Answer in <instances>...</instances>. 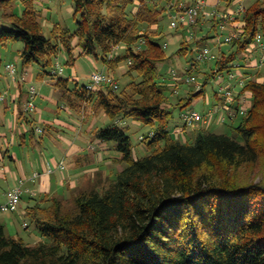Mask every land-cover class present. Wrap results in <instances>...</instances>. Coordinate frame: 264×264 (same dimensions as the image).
I'll use <instances>...</instances> for the list:
<instances>
[{"label": "trees", "instance_id": "obj_1", "mask_svg": "<svg viewBox=\"0 0 264 264\" xmlns=\"http://www.w3.org/2000/svg\"><path fill=\"white\" fill-rule=\"evenodd\" d=\"M16 1L0 0V22L6 24L0 28V46L21 41L24 67L37 63L53 69L62 51L74 64L79 47L81 55L101 59L112 73L126 63L132 80L119 90L109 85L92 90L71 78L55 79L60 99L70 108L94 106L111 119L96 130V137L114 144L124 167L108 188L76 194L73 208L64 199L46 195L27 206L31 223L25 228L31 225L42 237L34 244L0 226V264H264V80L244 70L243 86L232 79L238 87L234 116L225 123L234 135L181 120V134L187 136L189 127L197 130L195 138L182 141L171 128L173 108L182 110L192 103L204 93L205 83L200 93L191 89L172 102L168 90L181 85L167 83L159 73L158 64L168 57L162 21L172 3L190 6L198 0H73L77 30L58 23L50 35L44 32L35 1L22 0L21 15L15 11ZM231 2L211 5L205 0L196 23L176 29L184 38L179 51L186 53L191 42L198 51L209 38L196 39V26L206 20L219 27L220 18L206 12H224L223 5ZM245 8L244 26L228 42L231 48L221 50L219 44L213 60L226 79L245 68L241 53L264 33V0H252ZM2 67L0 53V75ZM58 71H44L39 77L54 79ZM26 73L23 70L20 80L13 77L14 82H27ZM28 93L30 98V89ZM1 97L0 102L6 100ZM220 100L215 107L223 105L222 95ZM127 118L151 127L142 137L149 154L135 156L127 127L120 125Z\"/></svg>", "mask_w": 264, "mask_h": 264}, {"label": "rangeland", "instance_id": "obj_2", "mask_svg": "<svg viewBox=\"0 0 264 264\" xmlns=\"http://www.w3.org/2000/svg\"><path fill=\"white\" fill-rule=\"evenodd\" d=\"M36 4V8L39 10L41 14V20L44 26V32L46 35H50V31L56 24H61L64 27H68L72 31L77 30L78 28V22L77 17L74 15V3L73 0H34ZM186 2H192V0H185ZM230 4H228L229 6ZM24 5L22 0H17L15 3V11L19 13L20 15L23 13ZM2 15V11L0 9V16ZM173 20L172 16L170 14H167L164 18L163 22V30H164V42H168V47H166V53L167 58L165 61L160 62L158 64L159 73L162 79H164L167 83L171 84L176 81L177 77L182 78V80H178V84L181 85L179 87V92L175 93V89L177 87L172 86L168 90V95L170 96L172 102L176 103L180 98H183L185 95L186 89H194V86L191 84H187L185 82L182 83V81L185 79L187 75V70L191 67V62L197 58L198 51H197V45L195 46L193 42H191L189 46V50L186 53H181L179 50L181 48V43L183 42L184 38L181 36L180 40L178 39L179 31H177L175 28H172L171 21ZM3 23V24H2ZM6 25L5 22H0V28ZM218 36H220L222 43L220 44L218 40L216 39ZM208 37L209 39L204 40V45L202 46H208L210 47L213 52L219 51V46L221 45V50H229L231 45L228 42L225 41L226 32L221 33L220 28L217 26H214L213 21H201L198 26L195 28V38L200 39ZM195 41V39L193 40ZM224 42V43H223ZM76 43V41H75ZM220 44V45H219ZM24 47V44L21 41H10L6 45L0 46V53L1 57L3 59V67H2V74L0 75V97L1 95H4L6 98V101H11V98L13 96V93H16L18 91V86H15V82L13 80V76L6 72L5 66L7 64H15L17 67V74L15 76H18V80L21 79V74L23 70H27V82H20L19 87L23 90L29 91L31 86H34L36 89V97L34 99V104L36 105V111L26 113L25 116L29 118L30 116L35 118L32 120L31 125L26 124V126L29 128L26 131V134L28 135V141L29 145L28 147H22L19 144L15 147L17 152H20L22 149L25 151V154L30 152H35V147L31 145L32 138L33 140L35 138H42V136H48L49 133H51V130L46 127V124L40 123V114L42 115L43 120H53L56 117H62L65 119H70L72 117V123L75 124L77 127L76 132L72 131L69 134L73 135H82V142L81 145L86 148V153H91L93 157H96V154L99 150L98 148V142L96 137V130L105 127L108 124H110L112 121L109 117L106 116L105 112L103 110H96L94 106H87L85 109L86 115L88 116H82L80 115V112L72 111V115L68 114L66 109H63L67 103L63 102L60 99L59 92H57L54 88V81L55 79L59 77L64 78H71V79H77L80 86L88 85L90 83V75L95 70L94 65H96L99 69L104 68V63L101 59H96L92 56L87 55H81L80 54V48L77 47L74 51V57L75 62L74 64L69 63L70 56H68V53L66 51H62L59 53V55L54 59L53 69L59 70L60 68L63 69V72L60 74L58 73L56 76H54V79L50 75H45L44 78L39 77V73H42L44 71H52L51 67L43 68L41 65L37 63H33L27 67H24L21 56H20V50ZM252 49V46L249 48H246V50ZM245 52V51H244ZM249 52H245L246 55ZM242 55V57H243ZM246 60L250 59V56H246ZM244 59V60H245ZM235 64H238L235 62ZM215 62L211 61L209 63H199L197 68L193 71V73L197 76L198 80L205 83V90L204 93L194 97V101L190 103L188 106L180 110V108H173V119L171 122V128L176 132V135L178 138L182 139V141H188L195 138L197 134V130L194 128H188L187 129V136L184 134H181L184 130L181 125V113L186 108H194L197 111L200 112H206L208 108L210 107L206 103H214L216 101V92L220 89V87L224 83H219L218 80L220 79L218 76H212V70L214 69ZM25 68V69H24ZM242 68V67H241ZM240 68V69H241ZM74 69L76 70L77 77L73 75ZM19 70V71H18ZM128 66L126 63H123L121 67H119L117 70L113 71L114 76L118 79L119 84L122 88L126 87V85L132 80V76L127 74ZM175 70L177 73V77L173 76L172 71ZM30 74L32 77L30 78ZM224 74H226L224 72ZM30 78V79H29ZM74 79V80H75ZM19 83V82H18ZM177 84V85H178ZM178 85V86H179ZM104 89L106 87H103ZM3 101L0 102V105L3 106ZM62 107V108H61ZM90 111V112H89ZM14 114L13 110H9L6 113L3 114V116L0 114V131H7L9 134V137H11V134L13 132H16L19 136V140L21 139L19 132L24 133L23 129V123L19 122V124H16L14 122ZM94 123L93 128H90L91 124ZM10 123H13L12 125L16 124L14 127L15 130L10 127ZM121 126L127 127L128 134L131 137V140L134 144V154L136 157H142L150 153L146 143L142 141L143 135L148 134V132L151 130L150 126L143 125L140 122L134 121L130 118L122 120ZM178 125L177 128H175ZM212 126L210 128L213 132H219V133H229L231 135H234L235 132L230 127L229 123H219L217 120H214L212 124H208L207 127ZM41 128L46 129V132L43 133H36L34 134L32 132V128ZM201 129V128H198ZM80 141V140H79ZM113 143H108V145H105V149L107 150L104 153V157H106V160H113L115 158H120L121 154L115 149L113 146ZM44 150L46 151H52L53 147L46 144L43 145ZM47 146V147H46ZM96 147L93 151H91V147ZM46 147V148H45ZM100 166H104V164H101ZM121 167H124L121 162H116L109 164V169L101 172L100 174H95V176L91 179H89L88 174L85 175V178L82 181V185L86 189H100L104 190L109 187L110 183L113 180V177L115 178V175L119 170H121ZM2 181V186L5 187L6 183ZM92 181V182H91ZM81 192V189L78 187L72 192H70L68 198H65L64 203L69 208L74 207V198L75 195ZM29 194L26 195V197L23 198V205L27 206L28 202H30V196ZM4 201V199H3ZM2 201V202H3ZM4 213V212H2ZM11 213V212H9ZM12 215V214H11ZM21 225L19 226V233H17L16 229H13L12 235L18 238H23L27 243L34 244L37 241L41 240L42 237L38 234V232L30 225L29 228L25 225L23 226L22 220ZM29 223L30 220H27Z\"/></svg>", "mask_w": 264, "mask_h": 264}, {"label": "crops", "instance_id": "obj_3", "mask_svg": "<svg viewBox=\"0 0 264 264\" xmlns=\"http://www.w3.org/2000/svg\"><path fill=\"white\" fill-rule=\"evenodd\" d=\"M229 6L223 5V10H232L236 11L239 9L240 5H246L252 0H232ZM209 4L213 5L217 3V0H208ZM231 31L238 32L244 26V21L240 16H236L234 21L230 23ZM178 39L180 40L181 35L179 34ZM204 45V44H203ZM198 48V47H197ZM249 52L246 55L245 52ZM241 53L242 58H246V56H250L249 60L244 61L245 68H241L240 72L243 74V70L248 73V76L256 77L260 81L264 80V65L260 66L261 57L264 55V50L261 49H252L246 50ZM214 53L218 54V51ZM263 54V55H262ZM95 68H98L94 65ZM215 69V67H214ZM214 69H211L214 72ZM212 72V73H213ZM73 75L77 77L76 70L74 69ZM32 75L30 74V78ZM29 78V79H30ZM75 79V78H74ZM77 80V79H75ZM218 82L224 83L226 85H222L221 87L232 85L235 89L237 82L230 79H219ZM54 88L57 92H59V96L61 98V94L59 89L53 83ZM15 86H18V91L13 93L11 101H3V106L0 105V114L3 116L9 110H13L14 114V122L19 124V122L23 123V132H19L21 139L19 140V136L16 132L9 134L7 131H0V204L3 203L6 199V192L12 186H14L19 179H25L24 187L27 189L24 197L27 194L30 196V202H28L27 206L34 204L38 201V197L41 195L49 196V197H58L61 199L68 198L70 192L75 190L76 188H80L81 191L87 190L83 187L82 181L85 178V175L88 174V178L91 179L95 176V174H100L101 172L109 169V164L119 162L120 158H115L113 160H106L104 157V153L110 149H105V145H108L107 142L101 141L97 138L98 142V153L96 157H93L92 152L86 153V148L81 145L82 135H73L69 134L72 131L77 130L75 124L72 123V117L70 119H65L62 117H56L53 120H43L40 114V123L46 124V127L51 130L48 136H42V138H35L30 142L33 147H35V152H30L25 154V151L22 149L20 152H17L15 147L19 144L22 147H28V135L26 131L29 129L26 124L31 125L32 120L35 119L33 117L27 118L25 115L26 103L29 99V93L26 90H23L22 87H19V84L15 83ZM220 87V88H221ZM191 89L185 90V95L189 93ZM220 90V89H219ZM218 90V94H216V101L214 103H206L210 107L205 112H209L210 110L216 108L217 104L221 103L220 97L221 93ZM184 96V97H186ZM248 98H250V93H248ZM62 108V107H61ZM63 109H66L68 114L72 115V111L80 112V115L86 117L87 112L77 111L69 107V105H65ZM36 111V109L34 110ZM33 112V111H31ZM90 112V111H89ZM204 113V112H203ZM95 121L91 124L90 128H93ZM13 123H10V127L13 131H17L14 129ZM178 125L175 127L177 128ZM32 132L34 134L37 133V127L32 128ZM46 129H43L45 133ZM39 133V132H38ZM80 140V141H79ZM52 146V151L44 150V144ZM47 147V146H46ZM45 147V148H46ZM96 147H91V151H93ZM63 161L65 164V169L59 167V163ZM104 164V166H100ZM123 167H121V170ZM35 173H38V176L34 178ZM3 180L6 183V186H2ZM92 182V181H91ZM23 197V198H24ZM4 199V201H3ZM3 201V202H2ZM23 205V200L20 204V207L15 212H0V226H4L7 233L12 235L13 229H16L17 233H19V226L21 225V221L24 222L22 225L26 226L28 223L26 217V207ZM12 214V215H11ZM25 228V227H24Z\"/></svg>", "mask_w": 264, "mask_h": 264}, {"label": "built area", "instance_id": "obj_4", "mask_svg": "<svg viewBox=\"0 0 264 264\" xmlns=\"http://www.w3.org/2000/svg\"><path fill=\"white\" fill-rule=\"evenodd\" d=\"M205 0H198L194 5L186 6L183 3L176 5L172 3L173 9L170 14L173 18L171 21L172 28H179L181 25L188 27L192 26L196 23L198 17L201 15V12L204 8ZM218 7V6H216ZM215 7V8H216ZM245 5H240L239 9L236 11L226 10L221 11L219 8L214 9L211 12H206L207 14L213 16H217L220 18L219 28L221 33L226 32L225 41L231 42L233 37L236 35L234 31H231L233 26H230V23L234 21L236 16H243L245 13ZM194 33L189 34V38L193 37ZM218 42L221 44V38L218 36L216 38ZM167 46L168 43L166 42ZM252 46V49H261L264 50V33H260L257 35L256 40L250 44L247 48ZM249 49V50H252ZM263 55V54H262ZM217 58V54L213 52V50L208 46H202L198 49V55L195 60L191 62V67L187 70V75L183 82L187 84H191L194 86V92L200 93L204 89V84L200 82L197 76L193 73V71L197 68L199 63H206L209 61H213ZM264 65V55L261 57L260 66ZM7 72L11 74L14 78L17 74V67L15 64H7L6 65ZM63 69L60 68L57 73H62ZM214 73L220 78L223 79L225 76L219 73L218 68L215 67ZM173 76L177 77V73L175 70L172 71ZM234 78H238V84L240 86L244 85L243 74L240 72V68L235 69L229 76V79L232 80ZM178 80H182V78L177 77L176 81L173 82L177 85ZM112 86L115 90L120 89V84L118 79L114 76V74L107 70L106 68L99 69L95 68V70L90 75V83H88L89 89L98 90L101 86ZM221 95L223 96V105L217 109H212L207 113H202L200 111L195 110L194 108H186L181 113V120L184 125L191 126L193 124H211L212 121L217 120L219 123H225L229 117L232 118L234 116V110L232 108L234 99H235V88L232 85H227L221 87L220 90ZM178 93L179 90L175 89V93ZM30 98L26 103V111H34L36 109V105L34 104V99L36 97V89L34 86L30 88ZM2 99V97H1ZM244 108V107H243ZM242 108V112H246L245 109ZM37 132H43V129L37 128ZM59 167L65 169V164L61 161ZM38 176V173H35L34 178ZM25 179H19L18 182L12 186L6 192V199L3 203L0 204V212H15L18 210L20 202L22 200L23 195L26 193L27 189L24 187Z\"/></svg>", "mask_w": 264, "mask_h": 264}]
</instances>
